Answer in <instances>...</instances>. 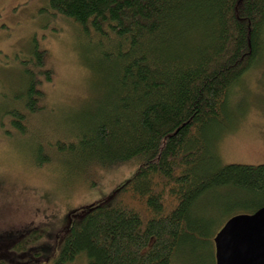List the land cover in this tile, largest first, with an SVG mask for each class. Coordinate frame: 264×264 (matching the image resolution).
I'll use <instances>...</instances> for the list:
<instances>
[{
	"label": "trees",
	"instance_id": "16d2710c",
	"mask_svg": "<svg viewBox=\"0 0 264 264\" xmlns=\"http://www.w3.org/2000/svg\"><path fill=\"white\" fill-rule=\"evenodd\" d=\"M47 2L43 15L73 26L93 92L68 131L59 123L49 149L84 169L136 166L72 220L53 264L80 255L86 264H215L213 238L224 223L264 207V164H222L215 139L233 88L264 55V0ZM30 47L18 63L25 85L6 108V129L16 133L45 109L40 87L52 78L45 50L35 39ZM14 239L0 234V264Z\"/></svg>",
	"mask_w": 264,
	"mask_h": 264
},
{
	"label": "rangeland",
	"instance_id": "374dc122",
	"mask_svg": "<svg viewBox=\"0 0 264 264\" xmlns=\"http://www.w3.org/2000/svg\"><path fill=\"white\" fill-rule=\"evenodd\" d=\"M47 3L0 0V234L15 236L5 250V264H53L72 220L109 196L136 168L127 162L84 169L80 160L49 149L47 143L60 136L59 123L68 131L74 113L93 92L84 88L73 26L62 17L43 15ZM32 39L45 50L52 78L40 87L45 109L28 116L25 130L16 133L6 129V108L25 85L18 63L26 59ZM231 108L226 127L215 133L221 163L264 164V55L233 88ZM42 145L47 154L40 151ZM42 157L49 160L43 163ZM68 264H86V258L80 255Z\"/></svg>",
	"mask_w": 264,
	"mask_h": 264
},
{
	"label": "water",
	"instance_id": "95a60500",
	"mask_svg": "<svg viewBox=\"0 0 264 264\" xmlns=\"http://www.w3.org/2000/svg\"><path fill=\"white\" fill-rule=\"evenodd\" d=\"M213 244L215 264H264V207L229 218Z\"/></svg>",
	"mask_w": 264,
	"mask_h": 264
}]
</instances>
